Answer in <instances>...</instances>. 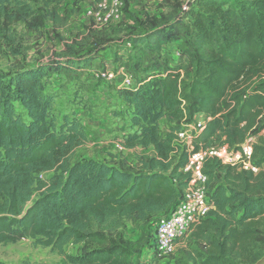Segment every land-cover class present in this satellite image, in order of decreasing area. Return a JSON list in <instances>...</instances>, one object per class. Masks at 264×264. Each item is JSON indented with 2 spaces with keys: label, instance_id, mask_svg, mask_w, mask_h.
I'll use <instances>...</instances> for the list:
<instances>
[{
  "label": "trees",
  "instance_id": "16d2710c",
  "mask_svg": "<svg viewBox=\"0 0 264 264\" xmlns=\"http://www.w3.org/2000/svg\"><path fill=\"white\" fill-rule=\"evenodd\" d=\"M172 9L144 18L124 14L115 26L93 28L86 36L100 52L117 43L108 29L125 25L131 45L127 54L117 45L115 59L132 79L118 91L126 107L120 114L129 116L132 131L120 143L150 152L138 165L74 160L90 135L77 115L55 114V97L44 80L62 65H74L73 46L56 67L0 73V245L32 239L69 264H135L152 249V258H166L158 255L151 231L129 240L123 222L154 225L155 234L156 223L187 187L189 151L176 138L194 125L197 150L238 149L255 136L252 164L259 170L207 158L214 207L190 231L200 246L184 264H257L263 258L264 0H175ZM33 15L28 0H0V24L31 17L37 29L42 18ZM197 116L204 118L201 127ZM70 243L83 244V251L69 254Z\"/></svg>",
  "mask_w": 264,
  "mask_h": 264
},
{
  "label": "rangeland",
  "instance_id": "374dc122",
  "mask_svg": "<svg viewBox=\"0 0 264 264\" xmlns=\"http://www.w3.org/2000/svg\"><path fill=\"white\" fill-rule=\"evenodd\" d=\"M177 1L187 5L194 0ZM28 3L33 16L42 18V24L35 29L31 26V17L25 22L12 25L4 22L0 24V73L13 74L47 64L56 67L54 64L67 60V54L72 55L67 46H73L76 49L73 54L75 56H71L74 58V65H62L44 80H47V91L55 97V114L77 115L90 135V141L76 150L74 160H124L138 165L139 157L149 155L150 152L141 148L126 149L120 143L123 136L132 131L129 116L120 114L126 107L118 94L122 87L128 86L125 85L126 80L130 79L132 83V79L115 59L117 45L124 47L121 54H127L131 45L127 41L125 25L120 26L119 23L120 27L108 29L117 43L112 48L99 52L86 42V36L94 28L86 17L90 0H28ZM174 4L175 0H127L124 14L125 18L129 13L142 18L146 13L169 14ZM17 106L18 111L25 113L21 106ZM161 127L164 133L168 132L169 124L166 120L161 121ZM122 230L127 239L134 241L140 239L144 231H151L152 237L155 236L154 225L144 227L124 221ZM199 246L192 231L178 242L173 256L152 258L153 249L147 250L135 259V264H184L189 254ZM83 249V244L70 243L66 246V251L73 255L80 254ZM0 263L69 264L64 256L32 239L0 245Z\"/></svg>",
  "mask_w": 264,
  "mask_h": 264
},
{
  "label": "built area",
  "instance_id": "2783aa9c",
  "mask_svg": "<svg viewBox=\"0 0 264 264\" xmlns=\"http://www.w3.org/2000/svg\"><path fill=\"white\" fill-rule=\"evenodd\" d=\"M127 0H90L86 8V17L94 28H104L120 22L124 18L123 10ZM187 9V6H185ZM104 76H110L103 74ZM129 85L130 79L126 82ZM198 127L204 124L203 116H197ZM196 126L177 133L176 140L187 147L188 160L183 171L190 175L187 187L175 204L171 212L162 217L155 225L156 250L159 256L167 257L175 253L180 239L185 237L195 226L209 216L213 205L207 194L208 176L204 172V163L209 157L220 159L224 164L236 166L239 169L258 172L259 168L252 164L256 137L249 135L238 149H231L227 145L210 146L195 149L193 132Z\"/></svg>",
  "mask_w": 264,
  "mask_h": 264
},
{
  "label": "water",
  "instance_id": "95a60500",
  "mask_svg": "<svg viewBox=\"0 0 264 264\" xmlns=\"http://www.w3.org/2000/svg\"><path fill=\"white\" fill-rule=\"evenodd\" d=\"M257 264H264V257L261 258Z\"/></svg>",
  "mask_w": 264,
  "mask_h": 264
}]
</instances>
